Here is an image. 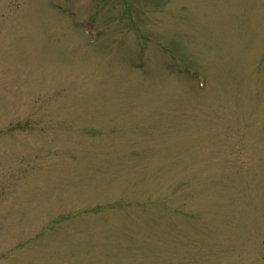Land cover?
Here are the masks:
<instances>
[{
	"label": "rangeland",
	"instance_id": "obj_1",
	"mask_svg": "<svg viewBox=\"0 0 264 264\" xmlns=\"http://www.w3.org/2000/svg\"><path fill=\"white\" fill-rule=\"evenodd\" d=\"M0 264H264V0H0Z\"/></svg>",
	"mask_w": 264,
	"mask_h": 264
}]
</instances>
